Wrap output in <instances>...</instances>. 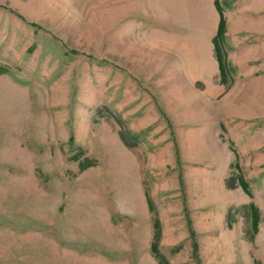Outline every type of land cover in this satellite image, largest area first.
<instances>
[{
    "label": "rangeland",
    "instance_id": "374dc122",
    "mask_svg": "<svg viewBox=\"0 0 264 264\" xmlns=\"http://www.w3.org/2000/svg\"><path fill=\"white\" fill-rule=\"evenodd\" d=\"M217 2L214 95L203 0H0V264H264V0Z\"/></svg>",
    "mask_w": 264,
    "mask_h": 264
},
{
    "label": "crops",
    "instance_id": "0c3cea01",
    "mask_svg": "<svg viewBox=\"0 0 264 264\" xmlns=\"http://www.w3.org/2000/svg\"><path fill=\"white\" fill-rule=\"evenodd\" d=\"M218 6L217 4H215L214 0H203V3L201 4V6L194 7V9L191 12L193 15L197 16L198 19H200L199 21L202 26V30H204L203 36L208 39L209 52L214 54L215 63H214L213 75L217 76V88L211 91V93L214 95L218 94L221 91L220 90L221 81L224 80V78L221 76V73L219 72L221 69L219 68V66L223 67V64H222L223 58L217 61V58L215 56V53L217 52V50L218 52H220L217 46H219L220 44L219 42H221L219 40L222 38V36L221 37L217 36V26H218V21H219ZM198 12H200L201 16L197 15ZM205 13L207 14V16H205ZM221 16H222V12H221ZM223 29H224V26H223ZM215 41H216V44H215Z\"/></svg>",
    "mask_w": 264,
    "mask_h": 264
},
{
    "label": "trees",
    "instance_id": "16d2710c",
    "mask_svg": "<svg viewBox=\"0 0 264 264\" xmlns=\"http://www.w3.org/2000/svg\"><path fill=\"white\" fill-rule=\"evenodd\" d=\"M214 2H215V4H217V6H218V2H217V0H214ZM218 9H219V12H218V16H219V21H218V26H217V36L218 37H221L222 36V34H223V31H224V29H223V26H224V22H223V19H222V16H221V8L218 6ZM215 56H216V58H217V61L218 60H221L222 59V54L220 53V52H218V50H217V52L215 53ZM219 68H221L220 69V73H221V76L223 77V78H225L226 77V75H225V72H224V70H223V67L221 66H219ZM0 71H1V69H0ZM132 146H134V145H132ZM128 147V146H127ZM129 148V147H128ZM238 186H239V188L242 190V192L243 193H245L246 194V186L244 185V183L242 182V181H239L238 182ZM247 195V194H246ZM145 202H146V205H147V208L148 209H150V206H149V201H148V199H146L145 198ZM248 209H249V213H250V222H251V226H253V228H255V226H256V224H257V220H258V213H257V210H256V208L252 205V204H250L249 206H248ZM157 247H156V245L154 244V242L153 243H151V246H150V252L152 253V255H154V258L156 259V261H157V263L158 264H167V262L157 253V249H156Z\"/></svg>",
    "mask_w": 264,
    "mask_h": 264
}]
</instances>
